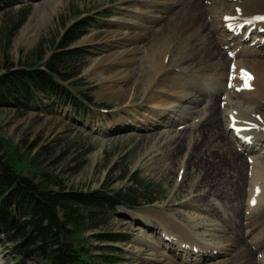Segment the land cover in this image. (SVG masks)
<instances>
[{
  "label": "rangeland",
  "instance_id": "374dc122",
  "mask_svg": "<svg viewBox=\"0 0 264 264\" xmlns=\"http://www.w3.org/2000/svg\"><path fill=\"white\" fill-rule=\"evenodd\" d=\"M4 1L9 2V0H0V73L5 70L6 66L19 68L26 66L27 63L36 65L43 62L42 60L52 52V41H55V38L57 40L65 27L74 25L80 19H87L92 25H87V33L70 46V48L80 47L83 49L84 56L79 61L81 70L69 80H63L62 77L57 79L64 86H76L77 91L81 92L80 98L83 101L84 109H74L71 105L58 106L53 104L48 96L43 93L39 94L41 100L31 104L28 108L1 104L0 137L15 149L16 154L25 160L28 166H31V163L36 164L39 169L55 175V179L63 184L64 189L90 191L97 188L103 189L104 186L107 187V190L124 187L129 184V176L126 179L117 180L115 178L119 172L114 171L109 174L114 166H119L123 172L137 173L138 177L144 179L145 183L153 184L155 188L153 190L158 197V200L151 204L118 207L108 228L111 232L125 235L128 242L92 240L90 242L93 245L91 247V254H93L91 264H106L104 260L108 257L117 261L114 264H169L172 262L176 264L177 261L179 264H185L184 261L191 257L183 253L182 248L190 249L191 254L193 251L196 252L193 256L195 258L198 256L200 262L194 264H222L219 261L221 258H225V264H229L233 255H221L217 249L212 250L209 247L192 244L184 245L177 250L174 236L165 237V232L158 221L149 219L152 215H173L174 219H180L181 214L194 216L197 214L203 218L204 210L207 209L206 201L214 207V211H222L225 214L223 216L226 217V208L230 206V203L225 199V195L233 187V171L230 156L228 157L220 144L216 143L214 137L210 136L211 133L204 135L205 138L203 137L199 150L192 156L195 158L191 163L193 167L189 166L185 171L177 166L178 162L176 161L180 160L179 156V158L174 157L173 159L161 157L163 160L159 157H151L145 151L147 138L155 137L154 142L156 144L161 136H157L159 131L167 132L166 125L173 128L177 126L176 128L180 130L181 127L176 125L178 115H170L169 118L160 116L157 121L148 118V122L144 124L143 116L150 114L154 108L153 105L146 104L143 96H141L142 92L139 91L137 94L139 96H136L130 104L124 103L121 98L110 99L107 93L101 92L98 81L100 76L92 74V68L99 59L111 58L114 52L122 49L121 43L113 41V35L117 31L120 32V29L117 30L119 25L116 23L131 22V18L124 16L125 10L119 8V1L10 0L12 4L4 3ZM35 8L40 10L41 16L46 13L52 14V19L47 24L46 29L40 31L39 38L32 41L31 38L20 37V31ZM22 13L24 19L20 20L18 24H14L20 19ZM247 40L250 47H257L253 41ZM40 55L44 56L43 59L35 62ZM197 57L195 54L196 62ZM154 62L156 60L153 57H147L145 53L141 52L136 57V61L131 62L133 73L130 77L133 76L132 78H136L135 80L140 78L143 80ZM216 63L215 60L213 61L214 65L211 66L204 63L198 65V68H186L185 73L176 74L175 78L172 79L158 78L157 83L162 84L160 91L165 90L163 96L166 97L163 100L168 101L167 98L175 94L173 91L175 79H178L176 81L182 82L195 93L200 92L201 83L206 89L219 93L220 82L229 84L230 77L226 80L224 78L222 80L217 79L216 77L220 72L219 68L215 66ZM39 67L44 69L42 65ZM205 72L206 78H203ZM169 85H172V88ZM141 97L142 100H140ZM221 106L222 103L219 101L220 111L223 108ZM199 107L196 105L192 115H189V124L194 125L196 122L191 120V117L195 111L202 110ZM220 118L222 119L221 116ZM223 122L221 128L226 127L227 122ZM189 124L186 126L188 127ZM144 126H147V131L143 128ZM193 128L194 126L179 136L180 138L183 137L185 141L179 147L181 151L185 150V143L192 142V138L197 135L193 132ZM228 128L226 127L224 136L230 139L232 137L228 133ZM145 136L143 141L142 138ZM232 140L234 139L232 138ZM237 151L243 156V160L247 157H264V150L261 146H255L254 151H250L248 154H242L236 149ZM188 156L189 154L186 152L183 162ZM249 169L245 168L247 180L250 174ZM35 182L37 181L35 180ZM196 183L202 185L204 189L193 190ZM248 189L249 186H246L245 190L248 191ZM192 191H195L197 195L189 194ZM203 191L204 193L205 191L209 192L206 201H201L200 196L204 194ZM246 193L241 205L243 213L246 212ZM186 203H190L194 209L186 207ZM209 215L218 219V215L215 213L214 215L209 213ZM241 221L244 229L247 227V220L243 217ZM263 224L264 219H261L258 225ZM222 226L224 227L225 223H222ZM164 227L167 228L166 232L175 235V226L166 223ZM96 232L90 231L85 235ZM255 233L256 230L252 234ZM246 234H244L242 243L243 246L249 248L251 241L246 237ZM198 235L206 240L205 243L216 240V237H210L209 232L198 233ZM13 243L2 239L0 233V264H23L19 263V256L10 250ZM170 248L171 251L168 250ZM250 248L252 249V247ZM161 254L165 259L164 262L159 261ZM214 257H216L215 260ZM37 261H40L39 257L37 260H31L25 264H35Z\"/></svg>",
  "mask_w": 264,
  "mask_h": 264
},
{
  "label": "bare ground",
  "instance_id": "6f19581e",
  "mask_svg": "<svg viewBox=\"0 0 264 264\" xmlns=\"http://www.w3.org/2000/svg\"><path fill=\"white\" fill-rule=\"evenodd\" d=\"M118 1L119 8L125 10L124 16L131 18V22L116 23L119 25V28H116L120 29V32L113 33V41L121 43L122 49L114 52L111 58L99 59L92 68L91 73L100 76L98 81L101 92L107 93L110 99L121 98L124 103L129 104L139 91L142 92L143 100L154 108L150 114L143 116L144 124L148 122V118L157 121L160 116L169 118L170 115H178L176 125L181 127L180 130L176 128L177 126L173 128L166 125L167 132L159 131L157 136H161L156 144L155 137L147 138L145 151L151 157H159L163 160L161 157L173 159L179 156L180 160L176 161L177 166L185 171L193 165L191 163L195 158L192 156L199 150L205 138L204 135L211 133L210 136L214 137L226 155L230 156L233 171V187L230 188L232 191L225 195V199L231 206L226 208V217L223 216L225 214L222 211L213 210L214 207L206 201L209 192L203 191L204 194L200 197L201 201H206L207 207L203 218L197 214L196 216L181 214L180 219H174L173 215H152L149 219L158 221L165 232V237L174 236L177 250L184 245L195 244L212 250L217 249L221 255L232 254L229 264H264V224L258 225V222L264 219V157H247L243 160V156L236 152L237 149L242 154H248L254 151L255 146H261L264 150V19H257L264 17V0ZM39 12L38 8L34 9L20 31V37L35 41L39 38L40 31L46 29L52 14L46 13L41 16ZM247 39L253 41L257 47H250ZM141 52L147 57H153L156 62L151 70H148L145 76L143 75V80L142 78L135 80L133 76L130 77L133 73L131 62H135ZM195 54L198 56L197 62L194 59ZM215 60L217 61L215 66L220 72L217 75L219 78H216L226 80L230 77L229 84L220 82L219 93L206 89L202 83L199 86L200 92L195 93L175 79V85H173L175 94L170 95L168 92L170 95L167 98L168 101L163 100L166 97L163 96L165 90L160 91L162 84L157 83L158 78L172 79L176 74L185 73L186 68H198V65L204 63L211 66L214 65ZM241 69L246 70L251 76V79L247 81L249 86H245V78L240 75ZM203 74V78H206V72ZM169 86L172 88V85ZM219 101L223 107L221 111L218 107ZM196 105L202 110L194 112L191 120L196 122L192 125L189 124L188 117ZM149 115L151 117H148ZM222 122H227L228 133L234 140L224 136L226 127L221 128ZM187 124H189L188 127ZM147 126L143 127L146 131ZM193 126V132L197 135L192 138V142L185 143V150L181 151L179 147L183 145L184 138L179 136ZM231 126L237 127L238 135L231 130ZM145 138L146 136L142 138L143 141ZM186 152L189 156L183 162ZM245 168H250L248 180L245 178ZM246 186H249L248 191L245 190ZM200 188L204 189L202 185L196 183L193 190L199 191ZM195 191L189 194L196 196ZM245 192H247V205L246 212L243 213L241 205ZM253 200L255 203L252 202ZM191 206L190 203H186V207L194 209V206ZM209 213L217 214L218 219L210 216ZM243 217L248 223L244 228L245 231L241 221ZM166 223L175 226V235L166 232L167 228L164 227ZM222 223H225L224 227ZM255 230L256 233L252 234ZM204 232H209L210 237H216V240L205 243L206 240L198 235ZM243 233H247L246 237L251 241L252 249L243 246ZM182 250L191 257L184 261L185 264L200 262L198 256L197 258L193 256L195 251L191 254L190 249L182 248ZM159 261H165L163 254L159 256ZM219 261L222 264L226 263L225 258ZM176 264H179V261Z\"/></svg>",
  "mask_w": 264,
  "mask_h": 264
},
{
  "label": "trees",
  "instance_id": "16d2710c",
  "mask_svg": "<svg viewBox=\"0 0 264 264\" xmlns=\"http://www.w3.org/2000/svg\"><path fill=\"white\" fill-rule=\"evenodd\" d=\"M4 3L12 4V1ZM22 19L23 13L14 24ZM87 25L92 24L80 19L65 27L57 40L52 41L51 54L44 60L41 55L36 58L35 62H43L27 63L19 68L6 66L0 73V105L28 108L39 102V94L43 93L58 106L84 109L76 86H64L57 79L69 80L81 70L79 61L84 56L83 49L70 46L87 33ZM16 153L0 137V233L5 241L14 242L10 250L19 256V263L39 257L40 261L35 264H91L92 240L128 242L125 235L108 228L118 207L158 200L153 184L145 183L137 173L123 172L119 166H114L109 174L119 172L117 180L129 176V184L124 187L69 190L64 189L55 175L36 164L28 166ZM90 231L97 232L85 235ZM104 262L117 261L108 257Z\"/></svg>",
  "mask_w": 264,
  "mask_h": 264
},
{
  "label": "snow or ice",
  "instance_id": "6c2138e0",
  "mask_svg": "<svg viewBox=\"0 0 264 264\" xmlns=\"http://www.w3.org/2000/svg\"><path fill=\"white\" fill-rule=\"evenodd\" d=\"M257 19H264V17H258ZM233 68H235V66H233ZM240 75H241V77L245 78V86H249L247 81L251 79L250 74L247 73L246 70L241 69ZM257 192H259V189H257ZM252 202L255 203V200H253Z\"/></svg>",
  "mask_w": 264,
  "mask_h": 264
}]
</instances>
